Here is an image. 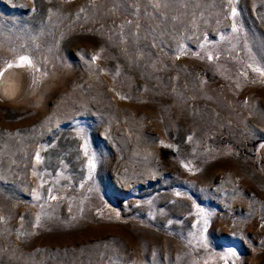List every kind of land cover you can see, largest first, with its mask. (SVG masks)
Instances as JSON below:
<instances>
[{"label":"rangeland","instance_id":"obj_1","mask_svg":"<svg viewBox=\"0 0 264 264\" xmlns=\"http://www.w3.org/2000/svg\"><path fill=\"white\" fill-rule=\"evenodd\" d=\"M25 67L0 264H264V0H0Z\"/></svg>","mask_w":264,"mask_h":264},{"label":"bare ground","instance_id":"obj_2","mask_svg":"<svg viewBox=\"0 0 264 264\" xmlns=\"http://www.w3.org/2000/svg\"><path fill=\"white\" fill-rule=\"evenodd\" d=\"M13 69L10 73L5 75L0 83V91L7 98L20 99L26 90V79L24 77L25 70Z\"/></svg>","mask_w":264,"mask_h":264},{"label":"snow or ice","instance_id":"obj_3","mask_svg":"<svg viewBox=\"0 0 264 264\" xmlns=\"http://www.w3.org/2000/svg\"><path fill=\"white\" fill-rule=\"evenodd\" d=\"M28 63H30V61Z\"/></svg>","mask_w":264,"mask_h":264}]
</instances>
